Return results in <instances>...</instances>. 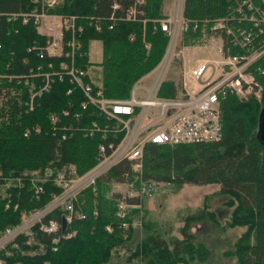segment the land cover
I'll list each match as a JSON object with an SVG mask.
<instances>
[{"label":"trees","instance_id":"1","mask_svg":"<svg viewBox=\"0 0 264 264\" xmlns=\"http://www.w3.org/2000/svg\"><path fill=\"white\" fill-rule=\"evenodd\" d=\"M164 0H62L49 9L50 13L76 15L82 32L78 35L81 47L75 64L81 69L91 66L89 45L92 40L102 44L99 63V85L107 98L123 99L130 96L134 83L150 72L163 58L168 35L160 29ZM233 0H183V16L197 21L196 30L184 32L182 43L188 45L207 31L212 21L231 9ZM136 7L143 12L137 19H126L128 11ZM32 0H0V73L19 75L32 66L46 63L36 52L28 51L35 43H44L46 36L37 31L33 20L22 17L7 19L11 13L29 12ZM115 16L114 23L108 18ZM89 17H93L91 20ZM99 19L100 28L95 21ZM192 27V26H191ZM66 37L69 32H66ZM63 57L53 58L54 67ZM264 69V63L262 64ZM98 84V85H97ZM260 99L240 100L228 94L221 100L222 132L219 141L157 145L147 143L143 150L140 177L134 171L133 161L122 160L97 178L95 184L81 190L74 206L84 217L75 218L62 228L66 212L58 207L43 219L52 218L61 226L56 234H46L33 227L32 238L21 235L0 250L3 264H106L113 251L128 247L134 234L132 219L141 211L142 195L121 197L108 195L112 182L131 183L140 189L145 183L207 185L218 184V193L227 195V206L232 207L230 226H246L235 242L234 263L264 264V141L259 136L261 117L264 115V75L261 78ZM177 86L172 80L163 81L160 97H176ZM180 89V83H179ZM70 90V92H67ZM28 86L23 80H0V235L3 230L21 221V215L44 207L54 195L61 192L53 178L62 169L73 166L82 174L94 166L99 157L98 146L104 141L101 131L107 122L92 104L85 109V99L79 87L65 77L55 79L49 90L35 99L29 110ZM69 109V115L61 111ZM51 113L60 120L53 124ZM78 113V117H74ZM96 122L98 128L92 125ZM28 129L29 133L24 134ZM121 136V134H119ZM42 185L43 191L34 192L31 179ZM208 196L195 209H186L181 216V237L161 234L156 226L140 216L143 234L134 243L127 264H205L207 247L194 241L190 224L205 219L216 223L215 213L209 210ZM135 205L124 217L117 215L118 202ZM128 223L124 231L122 222ZM110 228V230L107 229ZM70 234V236H67ZM58 235V241L52 238ZM9 251V254H6ZM207 264V263H206ZM209 264V263H208Z\"/></svg>","mask_w":264,"mask_h":264},{"label":"built area","instance_id":"2","mask_svg":"<svg viewBox=\"0 0 264 264\" xmlns=\"http://www.w3.org/2000/svg\"><path fill=\"white\" fill-rule=\"evenodd\" d=\"M61 1L32 0L34 8L31 11L6 15L8 20L20 16L23 22L31 18L38 32V27L43 24L44 31L39 33L47 37L46 41L35 43L27 50H34L41 60H48L30 67L25 74L5 76L0 73V80L3 77L16 79L17 82L23 80L29 92L25 105L32 110L35 99L48 91L55 79L62 80L66 77L85 96L81 108L85 109L92 104L104 115L107 121L101 128L104 141L98 146L99 157L96 164L89 170L78 174L70 166L56 173L53 182L61 192L54 195L44 207L22 213L19 223L6 227L0 235V250L6 249L7 244L18 236L32 238L36 224H39L40 231L56 234L61 224L52 218L47 222L43 219L58 207L66 210L63 216L65 225L75 218H83L84 215L74 206L78 193L95 184L97 178L118 162L133 161L132 167L137 172V177H140L143 150L147 143L173 145L219 141L223 136L220 105L228 94H233L240 100L260 99L262 95L264 0H233L227 14L212 21H204L212 22L209 31L216 35V39H220L218 50L221 58L200 60L194 66L183 68L179 94L176 97H157L163 82L162 77L158 76V82L152 89L144 88V97L138 98L140 88L133 87L130 96L123 99L107 98L100 85L94 90L92 80L84 81L85 77L90 76L89 68L81 69L75 64L76 53L81 47L78 35L83 28L77 24L79 17L49 12V9L56 7ZM138 14L142 15L143 12L132 7L126 19L135 20ZM108 18L112 21L109 25L111 28L116 18L113 14ZM43 19H47L46 24ZM98 20L95 21L96 29L100 28ZM197 26V21L191 22L183 16L181 7L173 15L160 20V29L171 41L177 39L180 32H187L190 28L194 31ZM66 32H69L68 37L65 36ZM166 54L167 52L164 57ZM59 57L63 59L55 68L52 59ZM61 115H69V109L62 110ZM74 117L77 118L78 113H74ZM59 118L58 113L50 114L53 124L58 123ZM92 125L98 128L96 122ZM28 133L29 130L26 129L24 134ZM36 180L32 178L31 182L38 195L43 189ZM149 184L141 181L136 196L142 195ZM133 206L135 205L121 200L117 215L126 216L128 209ZM121 227L125 231L128 223L122 222ZM107 229L110 230L109 227ZM58 238L56 235L52 242L56 243ZM0 264H3L2 260Z\"/></svg>","mask_w":264,"mask_h":264},{"label":"rangeland","instance_id":"3","mask_svg":"<svg viewBox=\"0 0 264 264\" xmlns=\"http://www.w3.org/2000/svg\"><path fill=\"white\" fill-rule=\"evenodd\" d=\"M179 7L183 9V0H164L162 12L170 16L177 12ZM43 23L46 24L47 19H43ZM207 23L209 22H205ZM42 25L38 27L39 32L44 31ZM184 35V32H180L177 39H172V41L169 39L166 56H163L150 72L134 83L132 89L133 87L140 88L137 93L138 98L144 97V88L152 89L158 82V76L162 77L161 81H174L178 87L177 94H179L180 75L183 68L194 66L200 60L221 58L220 50H218L220 39H216L215 34L207 31L205 25L201 27V35L192 39L188 45L182 43ZM89 46L88 57L91 63L89 74L92 80L97 82L100 78L99 63L102 60V44L98 40H92ZM157 97L161 98L159 92ZM219 187L218 184L178 186L164 182H151L147 190L142 193L141 211L137 215L134 214L132 219L133 238L128 242L127 248L122 247L113 251L110 261L106 264H127L126 259L134 248L135 241L143 234L140 225L142 214H144V220L153 223L158 232L168 235L167 238L172 235L181 237L180 227L183 224L181 216L186 213L187 208L195 209L201 206L204 196H208L207 205L209 210L215 213L216 223L209 219L194 222L190 224L189 231L193 234L195 242L204 244L209 250L205 264L234 263L235 256L232 251L235 249V242L246 230V226L228 225L232 207L225 203L228 196L218 193ZM114 193L120 194L121 197L136 196L137 189L131 183L112 182L108 195Z\"/></svg>","mask_w":264,"mask_h":264},{"label":"water","instance_id":"4","mask_svg":"<svg viewBox=\"0 0 264 264\" xmlns=\"http://www.w3.org/2000/svg\"><path fill=\"white\" fill-rule=\"evenodd\" d=\"M259 136L264 141V115L261 117V121H260ZM64 227H65V219L62 218V228Z\"/></svg>","mask_w":264,"mask_h":264},{"label":"crops","instance_id":"5","mask_svg":"<svg viewBox=\"0 0 264 264\" xmlns=\"http://www.w3.org/2000/svg\"><path fill=\"white\" fill-rule=\"evenodd\" d=\"M89 51H90V49H89Z\"/></svg>","mask_w":264,"mask_h":264}]
</instances>
